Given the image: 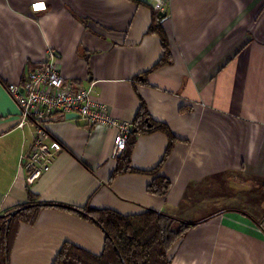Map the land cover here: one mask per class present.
Listing matches in <instances>:
<instances>
[{
    "label": "crops",
    "instance_id": "crops-1",
    "mask_svg": "<svg viewBox=\"0 0 264 264\" xmlns=\"http://www.w3.org/2000/svg\"><path fill=\"white\" fill-rule=\"evenodd\" d=\"M50 50L72 87L132 126L145 115L146 132L112 159L113 131L53 115L43 128L61 151L26 184L35 125L19 126L7 86ZM157 177L163 196L147 190ZM29 193L55 206L19 226L9 264H53L65 243L102 253L101 229L65 207L199 222L169 264H264V0H0V215Z\"/></svg>",
    "mask_w": 264,
    "mask_h": 264
},
{
    "label": "trees",
    "instance_id": "trees-1",
    "mask_svg": "<svg viewBox=\"0 0 264 264\" xmlns=\"http://www.w3.org/2000/svg\"><path fill=\"white\" fill-rule=\"evenodd\" d=\"M156 30L151 27L150 32ZM145 115L138 113L133 123V133H145ZM151 125L150 130H160ZM130 141V138H129ZM127 158L119 162L116 173L132 171ZM168 182L157 177L148 187V192L165 195ZM34 195L11 211L0 215V264H9V257L19 226L33 225L42 208L51 207ZM64 208V207H62ZM96 224L104 235V247L100 255H92L71 244L65 243L56 255L53 264H169L171 247L198 223H186L168 215L147 211L136 216L123 217L109 210L74 209L65 207ZM177 225V226H176Z\"/></svg>",
    "mask_w": 264,
    "mask_h": 264
},
{
    "label": "built area",
    "instance_id": "built-area-1",
    "mask_svg": "<svg viewBox=\"0 0 264 264\" xmlns=\"http://www.w3.org/2000/svg\"><path fill=\"white\" fill-rule=\"evenodd\" d=\"M164 6L158 1L155 11L164 13ZM59 60V54L50 50L43 67L28 71L22 83L7 86L8 95L19 109V126L35 125L32 148L21 158L26 184L38 181L61 151L43 128V122L53 115L73 114L85 122V128L97 126L113 131L112 159L123 155L132 133V124L113 118L107 106L92 97L90 88L72 87L60 73Z\"/></svg>",
    "mask_w": 264,
    "mask_h": 264
},
{
    "label": "water",
    "instance_id": "water-1",
    "mask_svg": "<svg viewBox=\"0 0 264 264\" xmlns=\"http://www.w3.org/2000/svg\"><path fill=\"white\" fill-rule=\"evenodd\" d=\"M165 15H166V13H159V16L161 17V19L164 18ZM64 117H65V119H72V118H76V115L69 114V115H65Z\"/></svg>",
    "mask_w": 264,
    "mask_h": 264
},
{
    "label": "rangeland",
    "instance_id": "rangeland-1",
    "mask_svg": "<svg viewBox=\"0 0 264 264\" xmlns=\"http://www.w3.org/2000/svg\"><path fill=\"white\" fill-rule=\"evenodd\" d=\"M179 220V219H178ZM177 226V225H176Z\"/></svg>",
    "mask_w": 264,
    "mask_h": 264
}]
</instances>
